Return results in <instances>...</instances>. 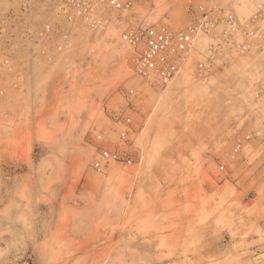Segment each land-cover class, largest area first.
I'll return each mask as SVG.
<instances>
[{
    "label": "rangeland",
    "instance_id": "obj_1",
    "mask_svg": "<svg viewBox=\"0 0 264 264\" xmlns=\"http://www.w3.org/2000/svg\"><path fill=\"white\" fill-rule=\"evenodd\" d=\"M120 1L0 0V264H264L263 28ZM205 15L172 80L137 73L126 35Z\"/></svg>",
    "mask_w": 264,
    "mask_h": 264
},
{
    "label": "built area",
    "instance_id": "obj_2",
    "mask_svg": "<svg viewBox=\"0 0 264 264\" xmlns=\"http://www.w3.org/2000/svg\"><path fill=\"white\" fill-rule=\"evenodd\" d=\"M109 5L114 9H121L120 0H110ZM213 15L208 19L207 15L200 19L199 25L192 27L187 32H166L147 30L140 35H126L124 39L132 44L143 37L144 50L136 60L137 73L149 77L151 75L159 78L160 82L167 84L180 71L179 66L174 62L176 58L190 52L194 47L200 34L207 30L211 23H217ZM255 17L251 25L256 23ZM230 25H236L233 16L226 20ZM247 27L250 25L247 24ZM253 35L254 33L251 32ZM227 35V34H226Z\"/></svg>",
    "mask_w": 264,
    "mask_h": 264
},
{
    "label": "crops",
    "instance_id": "obj_3",
    "mask_svg": "<svg viewBox=\"0 0 264 264\" xmlns=\"http://www.w3.org/2000/svg\"><path fill=\"white\" fill-rule=\"evenodd\" d=\"M231 6V10L234 12L236 17L241 18V16L247 17L245 23L252 26V20L256 17V23L253 25L261 26L263 29L260 30L261 35V50L258 51L260 54H264V0H246V2H242V0H237L236 2L233 0ZM254 32V31H253ZM253 49V48H252ZM251 47L249 51L252 50ZM264 71V69H262Z\"/></svg>",
    "mask_w": 264,
    "mask_h": 264
},
{
    "label": "bare ground",
    "instance_id": "obj_4",
    "mask_svg": "<svg viewBox=\"0 0 264 264\" xmlns=\"http://www.w3.org/2000/svg\"><path fill=\"white\" fill-rule=\"evenodd\" d=\"M5 186V185H4ZM136 255V254H135Z\"/></svg>",
    "mask_w": 264,
    "mask_h": 264
}]
</instances>
